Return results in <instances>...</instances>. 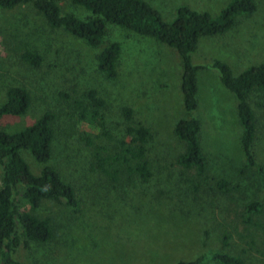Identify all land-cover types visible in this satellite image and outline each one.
<instances>
[{
  "label": "rangeland",
  "instance_id": "rangeland-1",
  "mask_svg": "<svg viewBox=\"0 0 264 264\" xmlns=\"http://www.w3.org/2000/svg\"><path fill=\"white\" fill-rule=\"evenodd\" d=\"M142 1L169 22L179 5L216 15L228 0ZM254 3L255 12L236 18L227 33L201 39L193 62L205 65L218 59L234 74L264 63V0ZM59 7L61 13L80 19L90 15L69 1ZM102 41L99 47H89L62 29L50 28L29 4L0 9V105L10 87L22 88L29 96L25 113L0 119V130L19 131L43 112L51 113L54 140L48 165L71 186L77 201L75 209L42 201L34 214L49 220L51 237L43 243L21 237L15 258L34 264H175L218 251L238 257L242 264H264V233L243 217L247 203L260 201L258 218L264 222V191L255 170L244 163L232 94L212 69L198 71L191 116L200 125L206 165L197 176L175 162L183 144L173 126L187 116L177 53L111 24H106ZM112 42L119 54L115 77L107 79L96 68V56ZM23 51L38 54L39 66L24 63L19 58ZM89 91L103 102L97 110L101 118L91 125L80 121L78 107L81 103L92 110L85 97ZM248 101L255 119L252 153L264 168V95L252 94ZM123 109L130 111L129 120ZM136 125L150 133L145 148L151 175L146 181L132 177L110 185L92 168L93 150H111L124 129ZM20 154L38 174L41 165L27 151ZM217 180L227 182V192L216 189ZM22 208L28 210V205Z\"/></svg>",
  "mask_w": 264,
  "mask_h": 264
},
{
  "label": "trees",
  "instance_id": "trees-1",
  "mask_svg": "<svg viewBox=\"0 0 264 264\" xmlns=\"http://www.w3.org/2000/svg\"><path fill=\"white\" fill-rule=\"evenodd\" d=\"M69 1L84 9L90 15L85 19L61 13L59 3ZM29 4L52 29H62L71 36L82 40L89 47L102 45L106 24L148 37L173 49L180 60V93L185 118L173 126L174 136L183 144V152L176 158V164L183 169H193L197 176L205 171V158L199 145L200 125L192 117L196 109L197 73L209 67L217 75L220 85L236 101V116L241 127L240 149L244 163L254 169L259 185L264 191V168L252 153L255 135V119L249 105V97L255 93L264 95V63L250 65L237 74L221 60L213 59L205 65L193 62L201 39L218 37L227 33L238 17L249 16L256 10L254 0H228L216 13L197 12L185 5L175 9L169 22L142 0H0L1 10H12ZM119 46L112 42L102 47L96 56V68L107 79L115 77V66ZM19 58L30 67H38L41 57L32 51H23ZM92 110L79 104V119L87 125L98 121V111L103 102L95 92L85 94ZM29 105L28 93L19 87H10L5 92V101L0 105V119L6 116L18 117L25 113ZM123 117L130 119V111L123 109ZM53 115L43 112L34 122L19 131L7 133L0 130V264H34L19 261L15 253L21 237L25 241L43 243L50 239V222L34 214L42 201L64 203L75 209L77 201L70 185L65 183L54 167L48 165L51 157L54 131ZM100 124L99 122H97ZM84 140L88 141L87 138ZM150 133L142 125L127 126L122 139L111 150L95 147L92 153V168L98 171L110 185L119 180L137 177L146 181L150 168L146 158L145 144ZM21 150L27 151L33 160L41 165L38 174H33L21 157ZM219 191L227 192L228 184L215 181ZM28 205V210L22 208ZM263 205L260 201L247 203L243 208L244 219L264 233V222L258 218ZM225 243V238H223ZM242 264L232 255L218 251H207L190 261L175 264Z\"/></svg>",
  "mask_w": 264,
  "mask_h": 264
}]
</instances>
